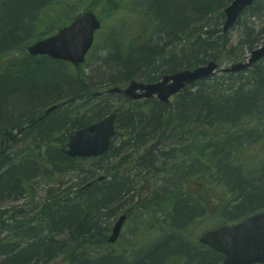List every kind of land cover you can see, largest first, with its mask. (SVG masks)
I'll return each mask as SVG.
<instances>
[{"label":"trees","instance_id":"obj_1","mask_svg":"<svg viewBox=\"0 0 264 264\" xmlns=\"http://www.w3.org/2000/svg\"><path fill=\"white\" fill-rule=\"evenodd\" d=\"M83 1L0 0V6L4 10L8 3L9 5L17 4L19 7H26V9L34 6L37 12L36 24L32 25L35 29L31 37L26 36L24 40L14 41L17 38L12 39V36L9 35L2 38L0 35L1 41H7L8 39V42L5 43L8 45L0 50V56L9 55L10 52H17L18 50L25 51L24 43L29 39L40 40L54 34L59 28L69 24L80 14L77 10L75 13L74 10ZM89 1H91L93 7L104 3L113 11L117 9V6H120V9L136 10L137 13L140 11L141 16L153 21L154 24L151 28H157L160 25L163 30L173 31L169 33L175 32L174 36L176 37L182 29L185 33L184 41H187V43L184 45V42H182L179 45L178 42L167 41V46L173 45L172 47L177 52L167 50L171 52L165 54L162 51L154 53L155 48L148 46L151 37L146 39L147 42L144 39L140 44L135 45L136 47H133L127 41L120 44V40L122 41L124 38L123 33L119 39L110 37L115 46H111L112 52L110 55L113 61H110V59H107V61L110 64L111 73L116 72L117 74L113 78H109L108 81L98 84L79 82V76L74 77L72 70H65L64 72L60 69L63 62L48 57L39 58L40 63L48 60L60 64H20L30 62L29 59H34L28 54L23 61L16 62L14 72L0 74V81L2 82L0 87L2 85L6 87L8 80H16L15 87L9 90L8 94L15 93L23 97L21 103L10 104L9 109L0 110V119L7 118L6 121H0V141L2 145L0 148V206L6 199L14 197L10 193L11 190L17 193L28 190L27 187L32 182L30 180L37 175L44 176L43 183L45 184L50 181L54 183V188H49L45 199L36 205L34 225L24 230L20 227L17 228L16 224L12 225L15 228L13 229L14 233L3 240L4 242L0 245V264H35L54 261L58 255H61V253L58 254V251L64 247V243L60 242L59 244V240L53 238L52 233L60 234L65 238L71 237L72 241L76 240L77 247L81 246L80 241L93 242V245L107 247L106 232L109 224L103 225L104 220L102 219L103 213L101 210H106V217L104 218L115 216L120 208L123 209V205L127 203L126 196L135 187H138V180H142V185H146L148 182L153 184L152 177L149 175L150 172H153L151 169L157 164H163L160 167L163 168L165 164L162 161L167 162L164 159H169L172 156L177 157L176 154H173L176 147H170L166 152L162 149L161 154L155 153L151 146H153V142H158V139L161 140L165 137L169 143L171 140L176 141L174 142L175 145L181 149L182 153H185L186 144L197 141L199 135H205L203 142L206 143L207 151H209L208 163L205 160L202 161L197 155L186 160L183 158L182 163H174L173 161V170L181 172V176H177L176 180L177 184H181L180 186L183 189H181L183 197L180 205L185 220L192 218L197 207L203 205L198 197L189 191L191 189L189 185L191 178L197 174L196 166H204V169V163L208 165V168L210 166L209 171L213 179L218 173L221 174L224 169H228L235 174V171L241 167L231 163L237 157V151L240 153L241 149L243 150L244 142L251 143L252 140L260 141L263 139L264 59L251 68L238 73H222L220 76L215 73L209 78L197 81L176 95L170 105L155 98L133 101L128 97L108 92L100 96L93 95L97 91L116 85H124L131 79L138 78V76L144 77L148 81H154L159 79L160 75L186 68H195L206 64L210 60H215L220 65L226 61H232L233 63L242 61L241 59H244L246 50L251 52L264 40V29L260 30L263 34L260 40L255 36L251 40L241 42L239 48L234 47L233 44L230 45L227 39L228 33H224L223 27L216 24L221 26L225 21L224 10L232 0H161L156 6V10L150 5L145 7L147 0H143L142 7L140 0H135V7L130 6L133 0ZM180 8L182 9V15L177 12ZM188 8L193 11V15H198L196 19L191 18L193 15L186 13ZM14 11L15 9L12 10V12ZM253 15L264 16V0H258L253 6L249 7L243 13L238 24L244 23L247 16ZM219 20H221L220 23ZM7 21L3 20L0 26V34L2 35L4 29L9 27H7ZM5 23L6 25H4ZM39 28L40 30H38ZM113 53H119L120 56L116 58ZM67 65L70 66V64ZM146 66H150V68L145 71ZM153 66H157L155 70L151 69ZM30 69L36 70L37 73L31 74ZM59 72H62V74ZM246 72L249 75L245 77ZM35 73L36 75H34ZM47 73L48 76L45 75ZM153 73H156V76H153ZM29 80L37 83L38 88L36 90L31 91V89H28L29 86L26 84ZM212 80L215 83L209 85V81ZM222 81L227 82L228 88H223ZM195 87L197 89L193 90L192 88ZM66 91L68 92L66 93ZM112 96L124 98L127 102V105L118 106L117 109V135L122 137L123 142L120 147H115L114 141L106 154L90 158H70L59 152V149L54 152L50 148L49 145L58 147L65 144L67 140L64 132L62 133L54 128L53 120L59 121L60 118H63L60 127H64L65 131H68L66 134H69L71 129L98 121L112 112L113 106L110 103ZM30 99H33V101L40 99L41 107L61 104L63 101L71 100L70 103L62 105L54 111L39 126L36 138L44 139L49 144L47 147L36 146L32 141L30 143L31 139L26 134L19 141L17 140L18 137H15L11 132L8 134L9 128L13 131L14 127L21 126L19 121L24 115L19 111L25 107L24 102ZM30 109H27V111ZM9 123L11 125L4 127ZM231 126L239 129L240 139L231 138L230 132L232 129L228 132L229 134L225 133ZM204 128L207 131L219 132V134L207 138L208 132H205ZM259 129H262L261 133L255 131ZM6 136L15 138L14 143L18 146V150L15 152L17 157L14 154L9 155V153H13L11 145L6 150L3 149V141ZM129 148H132V150H129ZM34 149H36V152H33ZM124 150L128 154L121 156L119 161H108L112 157L120 156ZM51 156H54V158H51ZM241 165L245 166L244 160H241ZM87 166L91 167L88 173ZM164 170L168 171V168ZM100 171L104 175H98ZM260 171L245 175L250 178V182L254 180L256 185H260L264 182V180L261 182L262 178L259 179ZM262 171H264V168ZM157 173L155 174L157 175ZM117 175L121 176L118 177ZM102 176L104 179L100 181L99 178ZM74 178H77L76 182H74ZM155 183H160V180ZM251 183L249 188L254 186ZM227 184L231 186V190L238 192L240 196L238 203L232 207L233 212H238L241 216H244L261 208L264 209V203L256 205L254 202L255 199L259 198L257 192L256 194L252 190L249 192L252 198H250L249 193L246 194V198L241 189L231 183ZM137 193L135 203L128 204L125 209L130 210L134 205L137 211H140L143 216H147V222L144 226L147 228L156 227L159 234L149 240V243H144L142 247L136 248L133 253L128 250L129 253L138 255L140 252L149 251L151 260H147V264H202L201 259L197 260L189 255L177 254L174 250L166 251V254L163 255L165 248L161 247L163 241V237H160L161 231L174 233V230L167 224L162 223L163 220L158 216L166 206L163 202L166 201L174 205L177 195L166 192L162 185L155 187V190L149 194L146 200ZM123 200L126 201L123 203ZM203 210L202 207L201 211ZM168 212L170 213V210L168 211L167 208L165 217ZM0 213H4L1 208ZM14 213L9 216H13ZM171 223L182 228H175L178 232L176 236L178 237L179 232L183 230V237L187 240V231L183 223L177 220L174 223V219ZM142 237L148 239L150 237L149 232L144 231ZM179 237L183 239L181 235ZM143 238H139V240ZM174 244L179 246L181 241L178 239L177 243ZM78 250L77 248L69 256L71 264H97V260L94 258H83ZM208 250L215 254V264H219L223 256L213 250ZM74 253L76 256H74ZM123 259L126 258L123 257ZM139 261L144 260L136 258V264ZM142 264H146V262L144 261Z\"/></svg>","mask_w":264,"mask_h":264},{"label":"rangeland","instance_id":"obj_2","mask_svg":"<svg viewBox=\"0 0 264 264\" xmlns=\"http://www.w3.org/2000/svg\"><path fill=\"white\" fill-rule=\"evenodd\" d=\"M140 1H141L140 3L141 7H142L143 0H140ZM147 1L145 2V7L147 5H150L154 10H156V6L161 2V0H149V2ZM130 6L135 7V0H133L130 3ZM1 9L3 8L0 6V10ZM13 9H15L14 12H12ZM117 9L118 11H116ZM117 9L113 11L111 10V8H108L107 6H105L104 3H100L96 7H93L91 1L84 0L80 4V6L74 10L75 13H76V10L78 11V13H81L82 11H86V10L94 11L97 14V16L101 19L102 27L96 33L94 47L92 48L91 52L87 56L86 61L79 68L73 65L69 66L67 65L68 63L63 62L61 63L63 65L60 66L61 70H63L64 72L65 70L66 71L72 70L74 77H77V75L79 76V79H78L79 82L83 81L85 83L87 82L88 84L89 83L98 84L104 81H108L109 78H113V76H115L117 73L116 72L111 73V70L109 69L110 64L107 61V59H110V61H113L110 55L112 52L111 46H115L114 41H112L110 37L119 39L122 33H123L124 38L122 41L120 40V44H123V42L127 41V42H130L133 47H136L135 45L140 44L144 39L147 42L146 39L148 38L150 39L151 37L150 41H148L149 43L148 46L155 48L154 53H158L162 51L166 54V52H171L167 50H172V52L174 53L177 52L176 49L172 47L173 45L167 46V41H170L172 43L178 42L179 45H181L182 42H184V45L187 43V41L186 42L184 41L185 33L183 32L182 29L178 32L177 37H176L174 36L175 32L169 33L173 31L163 30L160 25L157 28H151L154 24L153 21L148 19L147 17L141 16L142 13L140 11L137 13L136 10H133V9H129V10L120 9V6H117ZM124 10H127V11H124ZM187 11H188L186 12L187 14L189 13L190 15H193L192 14L193 11L192 10L190 11V8H188ZM9 12H11L10 13L11 17H10V14H5ZM177 12L179 13V15H182L181 8ZM1 14L3 15L5 14V15L4 17H2V19H0V26L2 25L3 20L4 19L6 20V16L8 18L7 27L9 26L7 31H5L3 35L0 34L2 38L5 37L6 35H9V36H12V39L17 38V40L19 41L20 39L24 40L26 36L31 37L33 35V30L35 28L32 27L30 18L37 16L36 8L34 6H30L25 11H22L21 8L17 4L9 5L7 3L5 6V11L1 12ZM197 16L198 15H193L191 16V18L196 19ZM10 18L11 20L13 19L15 20L10 22ZM21 19H24L25 21L21 22L22 21ZM220 21L221 20H219V23ZM223 24L224 22L221 24V26L220 24H216V25L219 27H223ZM4 25H6V23ZM262 28L264 29V16L263 15L247 16V18H245L244 23L236 24L232 27V29L228 33L227 39L230 45L233 44L234 47L239 48L241 42L251 40L255 36L260 40V38H262L263 36V34H261L260 32ZM38 30H40V28ZM4 39H7V38H4ZM37 40L39 39H29L28 41H26L24 43L25 49L32 43L36 42ZM108 40H109V43H108ZM7 42H8V39L7 41L0 40V50H2L3 47L8 45V44H5ZM263 43H264V40L259 45ZM234 47H231V48H234ZM26 55H27L26 50L25 51L18 50L17 52H10L9 55L0 56V74L7 73V72H14L16 68V65H15L16 62L23 61ZM113 56L118 58L120 54L113 53ZM244 56H245L244 59H241L242 61H246L249 58L250 51L246 50ZM38 58L40 57H36L35 59H38ZM29 60L30 62L20 63V64H60L56 62H50L48 60H45V62L43 63H40L33 59H29ZM232 63H233L232 61H226L221 66L223 68L229 67L232 65ZM156 67L157 66H153L151 69L155 70ZM149 68L150 66H146L145 71L149 70ZM34 72H36V70L30 69L31 74H33ZM36 73L34 75H36ZM59 73L62 74V72H59ZM156 73H153L154 74L153 76H156ZM221 74L222 72H218V76H220ZM45 75L48 76L49 74L47 73ZM247 75H249L248 72L245 73V77ZM136 79L145 81V82H153V81H148L147 79L141 76H138V78L136 77ZM157 80H154V81H157ZM0 83L2 82L0 81ZM3 83H4V80H3ZM214 83H215L214 80L209 81V85L214 84ZM224 83L227 84V82H224ZM15 84H16V80H8V85L6 87H4L3 85L0 87V110L2 109L5 110V108L9 109L10 104L21 103V100L23 99L22 96H20L19 94H15V93L11 95L8 94L9 90L15 87ZM26 85L29 86L28 89H31V91H34L38 88L37 83L34 82L33 80H29V82ZM192 89L196 90L197 87L192 88ZM67 92L68 91H66V93ZM263 99H264V96H263ZM36 101L37 99H35L34 101L33 99H30L29 101H25L24 102L25 107L21 109L19 112L21 111L24 112V109L25 110L30 109L33 103ZM110 103L113 106L111 111H117L118 106L121 107V106L127 105L126 100L124 98H119L118 96H112L110 99ZM1 120L6 121L7 118H1L0 121ZM206 131L207 130H205V132ZM255 131L258 133H261L262 129H259L258 131L255 130ZM61 132L62 133L64 132V135L66 137L68 136V134H66V132L68 131H65V129H63V131ZM207 132H208L207 138L209 136L214 137L215 134H219V132H214L213 130H208ZM228 132L231 133V138L240 139L241 137V134L238 128H234L231 126L227 131H225L226 134H229ZM204 136H205L204 134L199 135L197 138L198 139L197 141H193L189 144H186L185 146L186 152L183 153V158H185V160L189 159V157L191 158L197 155V157L199 156L202 159V161L205 160L206 163H208L209 161L208 157L210 156L208 155L209 151H207L208 148L206 147V143L204 144L203 142ZM158 140H159L158 142L152 143L153 147L151 146L152 149L155 151V153L161 154L162 149L164 152H166L170 147H176V149L180 151V148H178V146H176L174 143L176 141L171 140V142L169 143V141H167L165 137L161 138V140L160 139ZM257 141L258 140L256 141L252 140L251 143H248L245 141L243 145L244 146L243 150L241 149L240 153L239 151H237L238 155L235 158L234 162H232L231 164L240 166L242 168L243 165H241V160H244L245 161L244 167L246 168L247 174L254 173L258 170H261L259 174V179L262 178L261 179V182H262V180H264V171H262L264 168V135H263L262 140L258 142ZM7 143L8 141H6L5 144ZM173 143L174 145H172ZM238 143H239V140H238ZM114 144H115V147H120L123 144L122 137L118 135L116 137ZM1 147L2 145L0 141V148ZM129 150H132V148H129ZM127 154L128 152L124 150L122 151L120 156L112 157L110 158L111 160H108V161H119L121 156L123 155L126 156ZM164 160H167V159H164ZM168 160L171 161L170 165H173L174 163L178 162V160L175 161V158L173 156L169 158ZM162 162L165 164V166L159 169L157 173V177L161 176L165 168H170L168 167L169 164L167 162L165 161H162ZM206 163H204L205 169H204V166H196L197 174H195L191 178L192 180L189 183L191 187V189H189L190 193L196 194L198 198L202 199L204 201V206L207 209L206 210L207 213L205 215L199 216L198 219L194 220L191 223L192 225L189 228L188 232L186 233L187 240L193 241L195 242V244H198V239L204 232L210 229H213L215 227H218L220 225H223L221 223H223L224 220L228 221V219L225 218L226 217L225 213L229 210V207L235 206L238 203L239 198H240V196L238 195V192L231 190L230 188L231 186L228 185L227 183H231L233 186L238 187L246 194L254 190L255 192L258 193V197H259L254 200L255 204L259 205V204L264 203V185H256L254 180L251 181L252 182L251 183L249 180L250 178L246 177V175L239 169L235 171V174H233L232 171H229L228 169H224L221 174L218 173V175L213 179L209 171L211 167L209 166L208 168V165ZM209 163L211 164V162ZM159 166L162 167L163 164H160ZM90 168H91L90 166H87V173H88V170H90ZM154 174H155L154 172L149 173V175H151L150 177H153ZM98 175L101 176V175H104V173L100 171ZM152 180L156 181V178L153 177ZM76 181H77V178H74V182ZM250 183L254 186L249 188ZM138 184H139L138 187H142V180H138ZM47 188H48V185H46L45 183H39L35 185L34 187V191L36 192V196H35L36 200L34 199L35 202L45 199ZM134 198L136 200V195ZM26 201L28 202L30 201V205H31V200L29 198L22 199L19 202V204L26 203ZM13 204H16V203L8 202L5 205H6V208L9 209ZM225 210L226 212L223 213ZM130 213L131 214L129 215V219L127 223L124 225L123 231L117 243L113 246L108 245L107 247H101V249H104V250H101L103 251V253H105V251H108V250H111L112 252L116 254L120 252H126L128 250H131V253H132L136 248L142 247L144 243H149V240L153 239L157 234H159L158 229L156 227L147 228L144 226L146 225V222H147V219H146L147 216H143V214L140 213V211H137V209H135V211L130 212ZM158 217H160L161 220L164 219L163 216L159 215ZM234 220L238 221L239 219H234ZM106 221L108 222L106 223ZM114 221H115L114 218H105L103 225L106 226L109 224V227H110L111 223H113ZM144 231L149 232L150 237L148 239L147 238L144 239L142 237ZM109 233L110 232H108V235ZM180 235L183 237V232L182 233L180 232L179 236ZM139 238H143V239L139 240ZM173 248L174 247L172 245L169 246L168 249L164 250L163 255L166 254V251L169 252L171 250H174L175 252H177V254H183V255H188L190 253V249L185 246L182 247L185 249L183 252H181L178 249H173ZM136 258H138V255L136 256ZM52 264H67V261L66 259H63V257H60Z\"/></svg>","mask_w":264,"mask_h":264},{"label":"water","instance_id":"obj_3","mask_svg":"<svg viewBox=\"0 0 264 264\" xmlns=\"http://www.w3.org/2000/svg\"><path fill=\"white\" fill-rule=\"evenodd\" d=\"M257 0H233L226 8L224 32H228L235 21L249 6ZM102 22L93 11H85L73 22L62 27L49 37L38 40L28 47L31 55H48L57 60H64L79 66L86 59L93 46L95 33ZM264 58V44L254 49L246 62H238L223 69L224 72H239ZM219 64L212 60L193 69H183L173 74H164L156 82H144L132 79L125 86L116 85L106 90L97 91L124 95L130 99L157 97L168 103L170 97L188 85L213 75ZM55 107H52L54 109ZM116 112H111L101 120L86 127L73 130L68 139L66 153L71 158L98 157L109 151L117 134ZM126 215H122L113 227L109 242L118 239ZM200 242L218 253L223 254L222 264H253L264 262V213L249 217L245 221L207 231L200 237Z\"/></svg>","mask_w":264,"mask_h":264},{"label":"bare ground","instance_id":"obj_4","mask_svg":"<svg viewBox=\"0 0 264 264\" xmlns=\"http://www.w3.org/2000/svg\"><path fill=\"white\" fill-rule=\"evenodd\" d=\"M20 8L22 11L26 10V7L21 6ZM4 11H5L4 9L0 10V12H4ZM4 15L0 14V19H2V17H4ZM10 17H11V14H10ZM18 17H20V16H18ZM240 19H241V17H238V19L235 21L234 25L238 24ZM6 20H8L7 16H6ZM13 20H15V19H13ZM13 20H11V18H10V22ZM21 20H22L21 22L25 21L24 19H21ZM35 21H36V16L30 18V22L32 23V25L35 23ZM7 29H4L3 33L5 31H7ZM14 41H17V39H15ZM28 47L25 49L26 52L28 50ZM28 55L33 57L34 58L33 60L40 62L39 58L35 59L36 58L35 56H32L30 54H28ZM188 69H191V68H188ZM223 69L224 68L218 67V69L216 70L215 73H218V72L226 73L223 71ZM175 72H177V71H175ZM175 72H171L169 74H173ZM222 86L225 89L228 88L227 84L224 82H223ZM154 98L159 100L157 97L145 98V99H154ZM145 99H138V100L131 99V100L139 101V100H145ZM174 99H175V97L171 96L170 101L168 103H165V104H169V105L172 104ZM69 101H71V100L63 101L61 104H52L50 106L41 107L40 99H37V101L34 102L32 105L33 108H31L29 111L25 110L24 112L23 111L20 112L24 115L22 118L23 120L21 119L19 121L20 122L19 124L21 126L20 127H14L15 129L13 131L11 130V128H9L10 131H8V134H9V132H11V134H14L15 137L17 136L18 141L27 135L31 139L30 143L32 141L36 146L41 145L43 147H47V145H49V144L47 142H45L44 139L36 138V134H38L39 126L41 125L42 122H45V120L48 116L53 114L54 111L58 110L62 105H66L67 103H70ZM52 107H55V108L52 109ZM112 112H116L117 117H118L117 111H112ZM229 112H232V111H229ZM110 113H108V114H110ZM108 114H106L105 116H107ZM62 119L63 118H60L59 121L58 120L52 121V123L54 124V128H56V130H58V131H63V129H65L64 127H60L61 122H63ZM94 122H97V121H94ZM94 122H92V123H94ZM11 123L6 124L4 127L11 125ZM92 123H90V124H92ZM90 124H88V125H90ZM88 125H85V126H82V127L76 128V129H80V128L86 127ZM76 129L74 128V129H71L69 131V134L67 136V140H66L65 144H62L58 147L49 145L50 148L54 152L56 151V149H59L58 150L59 152H61L65 156L69 157V155L66 153V150L69 149L68 139H69L70 133ZM116 129H117V118H116ZM117 133H118V129H117ZM117 136L118 135L116 134V136L114 137V139L112 141V145H113V142L116 140ZM6 141H8L7 144H5ZM15 141H16L15 138H11V137L6 136V138L3 141V143H4L3 149L6 150L11 145V150L13 153H9V155L12 156L14 154L17 157L15 152L18 150V146L14 143ZM112 145H111V147H112ZM33 152H36V149H34ZM50 152H51V150H50ZM173 154H176V156H177V157H174L175 161L178 160L179 163H182V160H183L182 151H178L177 149H174ZM34 157L37 158L36 155H34ZM51 158H54V156H51ZM75 158H78V157H75ZM167 162L169 164L168 167H170V168H168V171L164 170L160 177H157L156 174H154V176H153L156 178V181L160 180V183H155L156 181H153V184H151L149 182L146 185H142V187H135L136 189L134 188V190H132L131 193L126 196L127 203L123 205L124 208L123 209L120 208L119 212L115 216L112 217L115 219V221L113 223H111L110 227L108 225V230L106 232L107 246L108 245L113 246L117 243V241L119 240L120 235L123 231L124 225L127 223L128 219H129V215L131 214L130 212L135 211L134 205L132 206L133 208H131L130 210H126L125 207H127L128 204L135 203L136 200L134 197L136 195V192H138L137 194L141 195V197L144 200H146L147 197L149 196V194L155 190V187L162 185L166 192H171V194H176L177 196L175 197L174 205L172 203L170 204V203H167L166 201H164L163 204H165L167 207L165 206L164 210H162L163 212H161L159 214L160 216L164 217L162 223L167 224L170 228H172L174 230V233L173 232L167 233V231H164V230L161 231L160 237H163L161 247H164L165 249H167L169 246L172 245L174 247L173 249H178L181 252H183L185 249L182 247L185 246V247L190 249V253L188 255L193 257L194 259L196 258L197 260L201 259L202 264H215V254H213V252L211 253L207 248H205L199 239H198V244H195V242H193V241H188L184 238L182 239L181 237H179V234H178L179 238L176 236L178 232L175 230V228H181V227L174 226L171 223V221L173 219H174V223H175V220L182 222L186 231L188 232L189 228L192 225L191 223L194 220L198 219L199 216L205 215L207 213V211H206L207 209L204 206V201L202 199L198 198L200 200V202L203 204L202 207L204 208V210L201 211L202 207L198 206L197 210H196V212L192 218H189L188 220L184 219V217L182 215L183 209H182V206L180 205V201L182 200V197H183V194L181 193V192H183L182 191L183 189L180 186L181 184H177V180H176L177 176H181V172L177 171V170L176 171L173 170V165H170V163H171L170 160L167 159ZM159 169H160V166H159V164H157L151 170L153 172L157 173L159 171ZM239 170H241L244 174H247L245 167H242ZM117 176L119 177L121 175H117ZM103 179H104L103 176L99 178L100 181ZM43 180H44V176L37 175L34 178H32V180H30L32 182L27 187L28 190H24L22 193H17V192H14V190H11L10 193L13 194L14 197H10V198L6 199L5 202L0 206V208L4 212L3 214L0 213L1 214V216H0L1 217L0 218V245H2V243L4 242L3 240H5L7 237H9V235L14 233L13 229H15V228L12 227V225L16 224L17 228L20 227L23 230L28 229L30 226L34 225V222L36 221L34 218L35 217L34 213L37 211L36 205H38L42 201V200L36 201V202L34 201L35 196H36V192L34 191V187L36 184L43 183ZM53 184L54 183L52 181H50L46 184V185H48L46 192L49 190V188H54ZM260 185H264V183L262 182ZM137 188H138V190H137ZM178 189H180V190H178ZM243 194L246 197V193L243 192ZM193 195L196 196V194H193ZM249 195H250V198H252L251 193H249ZM24 198H26V199L29 198L31 200L32 206L30 205V201L29 202L26 201V203L19 204V202ZM125 201L126 200H123V203ZM8 202L16 203V204H13L9 209H7L5 204ZM119 204H120V202H119ZM232 207H229V210L227 212H226L227 209L223 212V213L226 212L225 218H227L228 221L224 220L223 223H221L223 225H220V226L215 227L213 229H210L208 231H211V230L223 227V226H233V225H236V224H239V223L245 221L246 219H248L251 216H254V215H257L260 213H264V209H259L258 211L254 212V213H250L249 215L245 214L244 216H241V214H239L238 212H233ZM167 208H168V211L170 210V213L168 212V215L165 217V210ZM14 211H15V213H14ZM101 211L103 213L102 219L104 220L105 219L104 217H106V214H105L106 210L102 209ZM13 213H14L13 216H9ZM122 215H126V218H125L124 223L122 225L118 239L115 242H109V237L112 234L113 227ZM188 216H191V215H188ZM234 219H239V220L236 221ZM107 222L108 221H106V223ZM182 231H180V232H182ZM108 232H110L109 235H108ZM52 236H53V238L59 240V244H60V242L64 243V247H62V249L60 250L61 252L58 251V254L61 253V255H58V257H56L55 260L50 262V263L39 262V263H35V264H52L60 257H63V259H66L67 264H71V262L69 260L70 259L69 256H71L73 254L74 250H77V248L79 249L78 253H81V255H83V258H94L97 260L96 261L97 264H136V256L137 255L129 253L131 250L128 252L127 251L126 252L118 251L120 253H117V254L112 252L111 250L105 251V253H103V251H101V250H104V249H101V246L93 245V242L89 243L88 241H84V242L80 241L81 246L77 247L76 246V243H77L76 240L72 241L71 237L65 238L64 236L57 234V233H52ZM178 239L181 241V244L179 246H175L176 244H174V243H177ZM72 249H73V251H72ZM210 250H213V249H210ZM69 251H71V252H69ZM213 251H215V250H213ZM148 252H146V251L140 252V254H138V259H140V258L143 259L147 264V260H151L150 252L149 253ZM215 252H217V251H215ZM74 256H76L75 253H74ZM123 257L126 259L124 260ZM223 260L224 259H222V261H220L219 264H222ZM144 261H139L138 264H142ZM253 264H264V262L263 263H253Z\"/></svg>","mask_w":264,"mask_h":264},{"label":"flooded vegetation","instance_id":"obj_5","mask_svg":"<svg viewBox=\"0 0 264 264\" xmlns=\"http://www.w3.org/2000/svg\"><path fill=\"white\" fill-rule=\"evenodd\" d=\"M149 183V182H148Z\"/></svg>","mask_w":264,"mask_h":264}]
</instances>
